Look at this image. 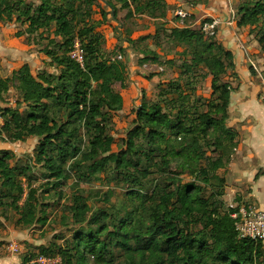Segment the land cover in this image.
<instances>
[{
  "label": "trees",
  "instance_id": "1",
  "mask_svg": "<svg viewBox=\"0 0 264 264\" xmlns=\"http://www.w3.org/2000/svg\"><path fill=\"white\" fill-rule=\"evenodd\" d=\"M204 2L189 0L188 3L196 7ZM167 6V0H39L35 5L27 0H0V21L17 24L21 30L16 34H27L29 42H45L42 51L50 57L46 63L55 68V71H36L24 64L10 77L0 78V101L14 83L20 90L21 105L30 109L25 115L20 108L3 111L0 105L5 116L1 133H9L15 140L38 139L37 154L31 163L44 167L45 184L59 198L64 194L63 185L72 178V169L79 180L90 179L110 169L130 188L131 200L140 198L136 208L112 226L104 223L109 218L104 210L92 211L88 197L76 194L71 205L72 219L85 228L74 231L64 245L56 246L57 252H41L60 254L61 264H209L205 255L210 253L211 244V264H264V242L239 238L228 209L222 212L216 205L212 208L202 196L204 189L200 183L196 180L184 182L181 178V172L191 171L195 162L203 157L201 134L206 138L209 128L220 129L222 122L216 115L196 109L189 114L191 108L184 106L188 96H182L181 91L170 99L173 104H177L179 97L183 99L175 117L160 102L142 99L135 110L134 129L118 153H113L112 112L125 108V97L114 89V83L124 87L128 63L105 55L102 32L105 26H112L119 41L126 40L134 45L136 40L120 32L124 23L119 11L125 9L129 16L157 20L164 18ZM90 8L100 17H94V10ZM77 22L82 26L75 31ZM237 24L258 30L264 48V0L241 3ZM164 26L158 25L152 36ZM217 35L218 32L212 40L190 24H176L171 29L175 41L193 48L191 66L203 64L212 75L214 92H220L218 99L221 100L215 107L216 112L227 111L234 91L233 82L223 80L221 75L228 70L235 71L234 54L224 47ZM76 38L85 52L83 66L69 56ZM187 53L184 50L181 55L185 61ZM160 58L159 53L146 50L141 62L157 63ZM96 91L100 97L98 102H93L91 95ZM172 92L173 88L169 90ZM51 108L65 111L66 118L56 117ZM81 128L90 133L86 150L82 149L79 136ZM227 133L233 135V129H228ZM223 139L219 136L215 144L221 146ZM233 139L231 136L232 142ZM12 156L10 150H0V197L10 199L7 205L19 214L18 224H44L48 220L46 210H42V216L32 212L38 193L35 184L29 183L24 204H19L26 190L20 176L27 173L32 164L20 172L18 166L8 162ZM224 160L219 156L211 161L210 167L194 172L196 178L205 186L219 188L223 178L216 172L225 165ZM190 162L193 165L186 164ZM68 163L70 168L66 167ZM174 163H177L176 172L172 171ZM154 171L166 175V185L147 192L144 181ZM214 179L219 182L215 183ZM197 223L204 225L194 232L190 226ZM111 246L121 249L122 260L108 251Z\"/></svg>",
  "mask_w": 264,
  "mask_h": 264
},
{
  "label": "rangeland",
  "instance_id": "2",
  "mask_svg": "<svg viewBox=\"0 0 264 264\" xmlns=\"http://www.w3.org/2000/svg\"><path fill=\"white\" fill-rule=\"evenodd\" d=\"M114 1L116 2V0ZM190 1L193 2V0ZM244 1L235 0V10H238L239 5ZM27 2L35 5L39 0H27ZM167 2L168 9L163 16L164 18L157 20L143 16H129L126 15L127 13L124 14L122 9L119 11V17L124 23V26L120 28V32L122 36L131 37L133 40H136L134 45H131L126 40L119 41L114 35L115 31H112V26H105L106 28L102 32V36L104 37L102 51L105 55L108 58H117L122 55L123 57L120 60L127 61L128 63V77L124 87H121L120 83H114V89L121 92L125 97V108L112 112L110 128L115 140L113 153H118L130 132L134 129L135 124L133 119L135 117V110L140 105L142 99H146L149 102H160L165 110L171 111L175 117L177 108L182 104L183 99L179 97L177 104H173L170 99L177 97L181 91L182 96L183 94L184 96H188L184 106L191 108L189 114L192 115L194 109L203 112L210 111L222 122L220 129L214 130L213 128H209V135L206 138L201 134L200 142L203 146V157L195 162L191 171L188 173L181 172V178L184 182L196 180L197 183H200L204 189L202 196L208 199L212 204L211 207L213 208L216 205L220 211L224 212L228 209V204L231 200L235 199L238 202H244L243 193L245 190L247 191V186L251 184L249 177H247L250 176V162L244 160L240 150L237 151L241 143V134L230 125L232 116L230 106L227 111H215L216 105L221 104V100L218 99L220 92H214L213 77L210 75L209 70L203 64L191 66V50L193 48L189 44L178 43L171 37V29L180 22V18L176 15V10L182 8L191 12L196 7H191L190 3H188L189 0H167ZM96 4L100 5V2L97 1ZM201 5H204V7L209 6L210 9L213 8L210 0H205ZM90 10H94L92 13L94 17H100L95 9L90 8ZM195 18L197 17L193 14L192 18H189L186 23L197 30H201L205 37L215 40L213 38L215 35L206 34L201 28L202 23L213 20V17L206 16L201 19V23L199 24L194 23ZM113 24H117V22ZM158 25L165 26L160 27L159 33L152 36ZM81 26L77 22L74 28L75 31L79 30ZM259 40L260 38L258 39V43L260 44V53L258 54H261V58H264V48ZM43 44L45 42H41L39 48L43 47ZM146 50L159 53L161 56L160 60L157 63H152L153 65L151 64V66L148 65L149 63L143 64L141 59L143 52ZM184 50L188 51L186 55L187 61H185L184 57L181 58ZM255 63L259 69L255 68L250 61L247 66L251 67L254 75L258 76L254 80L258 85L255 96L264 104V60L261 62L255 60ZM34 70L38 71L37 68H34ZM47 70L55 71V68L48 66ZM238 74L236 71L228 70L227 73L221 75L223 80L233 82L234 91L236 92L242 89L241 84H239V80L241 79ZM178 86L179 89L177 91L176 88ZM171 88H173V92L169 93ZM99 97L98 91L91 95L93 102H98ZM20 98V90H18L16 84L11 83L10 89L3 94V99L0 101L2 110L20 108L21 112L26 115L30 109L25 104L21 105ZM51 112L62 120L66 118L65 111L51 108ZM6 116L7 118L9 117L7 114ZM190 119L186 121L188 125ZM228 129H233V135L227 133ZM79 136L82 149L86 150L88 148L90 133L86 129L81 128ZM219 136L224 137L221 146L219 143L215 144V142H218ZM231 136L234 137L233 142L231 141ZM0 146H6V149L2 150L11 151L13 156L8 162L13 166H18L20 172L26 165L32 164L31 169L20 176L26 190L19 204L21 206L24 204L30 188L29 183L35 184L36 188H38V193L37 200L34 201L36 208L32 209V212H35L37 216H42V210L44 209L46 210V217L48 219L44 224L41 222L27 226L18 224L17 219L19 218V214L15 209L7 205L10 199L0 197V264H36L34 261L39 253L57 252L56 246L64 245L73 237L74 231L85 228V225L77 224L72 219L71 205L73 197L76 194L88 197V203L92 211L104 210L109 215V218L104 220V223L112 226L129 212H132L137 204L140 203L139 197L131 200L128 194L130 188L124 182L119 181L110 169L104 173H97L90 179L83 180H79L75 175V170L72 169V178L63 185L62 190L64 194L62 198H59L55 191L45 184L47 179L44 167L40 164L31 163L34 157H36L38 150V139L36 137H28L22 141L15 140L9 133L3 134L0 132ZM219 156L225 159V165L216 174L223 178V182H221L219 188L205 186L198 177L196 178L194 172L203 167H210V162L219 158ZM230 156H233L231 160L228 159ZM179 160L181 161L182 159ZM176 164L174 163L172 166V171L174 172L177 170L175 168ZM186 164L193 165L191 162ZM66 167L70 168V163L66 164ZM165 176L154 171L149 179L144 181L147 192H152L155 187L160 189L166 185ZM213 181L215 183L219 182L217 179ZM3 202L5 203L3 204ZM210 210L212 209L210 208ZM203 225V223H197L190 227H192V231L197 232ZM13 243L21 246L22 251L19 253L12 251L10 245ZM212 248L213 245L211 244L210 253L205 255V259L209 261V264L212 263L211 259L213 258ZM108 251L117 260H122L123 257L122 255L120 256L122 253L121 249L111 246ZM90 259L92 260V257Z\"/></svg>",
  "mask_w": 264,
  "mask_h": 264
},
{
  "label": "crops",
  "instance_id": "3",
  "mask_svg": "<svg viewBox=\"0 0 264 264\" xmlns=\"http://www.w3.org/2000/svg\"><path fill=\"white\" fill-rule=\"evenodd\" d=\"M210 2L213 4L212 9L200 4L191 12L197 17L195 24L201 23V19L206 16L218 18L221 23L217 38L234 54L235 71L239 73L241 79L239 84L242 89L231 94L230 125L241 134V143L237 151H241L244 160L249 161L251 166L250 176H247L251 184L243 193L244 202L264 209V104L255 96L258 85L254 80L258 76L254 75L251 67L247 66L250 61L255 68H258L255 60L260 62L264 60L261 58L262 55L258 54L260 35L258 30L249 25L237 24L235 0H210ZM123 13L128 15V10L123 9ZM19 30L21 27L15 23L3 24L0 21L1 78L10 77L14 70L24 64H29L33 69H48L46 62L50 57L42 51V47L39 48L40 45L35 40L29 42L27 34L18 36L16 32ZM5 147L0 146V150L6 149Z\"/></svg>",
  "mask_w": 264,
  "mask_h": 264
},
{
  "label": "built area",
  "instance_id": "4",
  "mask_svg": "<svg viewBox=\"0 0 264 264\" xmlns=\"http://www.w3.org/2000/svg\"><path fill=\"white\" fill-rule=\"evenodd\" d=\"M176 15L178 18H180V22L177 23L178 26H186V21L192 17V14L189 10H185L182 8L176 10ZM220 23L221 22L218 18H213V20L211 21L202 23L201 28L206 34L216 35ZM69 56L82 66L84 65L85 52L82 47L81 41L78 38L74 40V44L69 52ZM122 57L123 56L120 55L117 58L122 59ZM151 64L152 63L150 62L148 65L151 66ZM160 69L162 68L160 67ZM4 125L5 116L0 111V132H2ZM228 211L231 218L235 221V228L239 238L251 239L257 242H264V209L258 207L255 204L247 202H238L237 200L233 199L228 204ZM10 249L17 253L22 251L21 246H18L14 243L10 245ZM62 261L63 259L60 254L48 255L44 253H39L36 256L34 262L36 264H61Z\"/></svg>",
  "mask_w": 264,
  "mask_h": 264
}]
</instances>
